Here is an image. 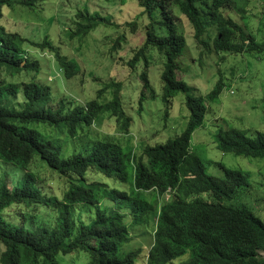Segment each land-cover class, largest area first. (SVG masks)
I'll return each mask as SVG.
<instances>
[{"label":"trees","instance_id":"16d2710c","mask_svg":"<svg viewBox=\"0 0 264 264\" xmlns=\"http://www.w3.org/2000/svg\"><path fill=\"white\" fill-rule=\"evenodd\" d=\"M46 1L0 0V167L7 168L0 174V264H59L58 255L69 256L78 251L88 254L87 264H135L141 249L121 252L122 246L131 240L129 220L150 226L153 217L154 242L146 264H169L187 253L190 257L182 264H264L259 254L264 252V222L248 206L227 203L237 196L239 189L249 187L248 176L240 170H226L224 178L211 176L198 156L191 153L193 134L207 113V95H193L191 87L178 77L179 60L188 42L178 30L172 11L173 7L179 8L201 44L208 45L204 36L214 26L217 32L213 47L217 53L263 54L264 40L259 42L249 36L233 17L232 10L242 16L246 13L244 0H134L142 9V16L150 21L143 46L128 63L132 68L145 63L140 75V109L148 99L146 93L153 99L156 96L148 71V52L155 48L166 58L162 100L170 106L183 93L190 110L187 127L180 135L144 147L137 159L134 152L125 151L122 143L109 136L89 149L65 155L62 144H56L40 131L48 128L57 136H84L96 125L98 116L106 112L121 123L125 132L133 122L123 107V85L113 81L99 92L114 88V97L107 104L92 100L80 105L73 97L62 100L57 108L52 107L51 87L37 81L41 65L29 58V48L53 54L67 78L80 72L78 64L64 55L49 36L32 41L2 25L4 6L33 8ZM156 11L160 20L154 22ZM76 19L71 38L86 36L102 24L120 27L111 17L96 13L79 11ZM128 25L133 31L137 28L136 22ZM237 32L240 37L236 38ZM124 40L125 35H121L113 51ZM28 75L32 76L29 81L20 82L19 78ZM223 85L220 79L207 99L216 100ZM218 142L223 153L264 157L263 132L249 137L231 129L219 133ZM35 159L66 178L67 190L62 196L44 185L39 173L31 169ZM91 173L128 184L129 191L114 190L115 204L106 210L103 201L108 196V184L89 183ZM169 188L175 191V197L161 202ZM34 205L56 213L53 226L32 222L28 225L26 215L18 225L5 214L13 206ZM81 206L93 208L95 213L89 216L81 209L76 214Z\"/></svg>","mask_w":264,"mask_h":264},{"label":"rangeland","instance_id":"374dc122","mask_svg":"<svg viewBox=\"0 0 264 264\" xmlns=\"http://www.w3.org/2000/svg\"><path fill=\"white\" fill-rule=\"evenodd\" d=\"M242 6L246 9L243 16L231 9L235 21L249 36H254L259 42L263 41L264 0H244ZM79 11L111 17L112 22L120 27L102 24L86 36L71 38L76 30V14ZM172 11L179 25L178 30L185 34L188 42L179 60V79L185 81L191 87V93L196 96H208L220 79L224 84L216 100L211 101L205 97L208 109L202 125L193 134L191 153L198 156L206 173L211 176L224 178L226 170H240L247 175L249 187L239 189L237 196L227 203L248 206L264 222V157L223 153L218 142L219 133H226L231 129H238L249 137L255 136L257 132L264 133V53H217L213 47L217 32L214 26L204 36L208 45L201 44L196 39L189 20L179 8L173 7ZM141 12L142 9L134 0H48L33 8L19 4L3 7L2 25L8 30L20 33L32 41H42L49 36L56 46L61 47L63 54L75 61L80 68L76 76L67 78L53 54L46 52L47 50L40 53L29 48V58H35L41 65L37 81L51 87L53 108H57L62 100L68 101L67 98L73 97L80 105L92 100L107 104L114 97V88H107L102 94L99 92L112 81L123 85V107L133 119L128 132L123 131L121 123L108 112L100 114L90 133L80 137H68V134L57 136L50 129L41 128L40 131L51 137L56 144H62L65 155L89 149L109 136L122 143L125 151L134 152L137 159L142 155L144 147L165 143L186 129L190 110L186 105L185 95L178 94L170 106H166L162 100V72L166 58L155 48L148 52V71L156 96L153 99L146 93L148 99L140 109L139 98L143 89L140 75L145 63L142 61L135 68L128 63L146 39V27L150 21ZM159 20V13L156 11L153 21ZM133 22L137 24L135 31L128 25ZM121 35H125V40L118 50L113 51V46ZM235 37H240V32L235 33ZM31 77L22 76L19 80L26 82ZM31 169L38 172L44 180L43 184L58 196H62L67 190L66 178L47 168L39 159L32 162ZM5 170L7 168L0 167V174ZM88 180L89 183L98 181L108 184V196L103 201V208L106 210L115 204L114 190L129 191L128 184L102 174L91 173ZM81 209L89 216L95 213V209L81 206L75 210L76 214ZM5 214L11 222L18 225L21 224L23 215H26L25 222L28 225L32 222L53 226L56 218V213L51 208L40 205L31 208L13 206ZM155 221L156 218H151L149 226L129 220L131 240L122 246L121 252L126 254L141 249L142 253L135 264H145L147 260L154 242ZM259 254L264 259V252ZM189 257L190 253H187L169 264H182ZM57 260L59 264H87L89 256L78 251L69 256L60 254Z\"/></svg>","mask_w":264,"mask_h":264},{"label":"clouds","instance_id":"9594fccd","mask_svg":"<svg viewBox=\"0 0 264 264\" xmlns=\"http://www.w3.org/2000/svg\"><path fill=\"white\" fill-rule=\"evenodd\" d=\"M231 93H233V91ZM122 184H124V183H122ZM167 196H168V199L166 198ZM174 197H175V191L172 188H169L167 190V192L164 194V196L161 198V202H163L164 200L170 201ZM153 235H154V233H153ZM148 255H149V252H148ZM147 260H148V256H147ZM147 260H146L145 264L147 263Z\"/></svg>","mask_w":264,"mask_h":264},{"label":"built area","instance_id":"2783aa9c","mask_svg":"<svg viewBox=\"0 0 264 264\" xmlns=\"http://www.w3.org/2000/svg\"><path fill=\"white\" fill-rule=\"evenodd\" d=\"M166 198L168 199V196Z\"/></svg>","mask_w":264,"mask_h":264}]
</instances>
